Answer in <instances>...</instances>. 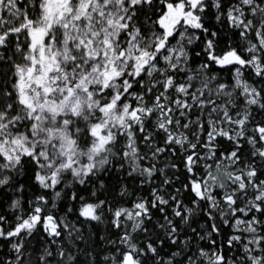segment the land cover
Returning a JSON list of instances; mask_svg holds the SVG:
<instances>
[{"label": "snow or ice", "instance_id": "snow-or-ice-1", "mask_svg": "<svg viewBox=\"0 0 264 264\" xmlns=\"http://www.w3.org/2000/svg\"><path fill=\"white\" fill-rule=\"evenodd\" d=\"M0 264H264V0H0Z\"/></svg>", "mask_w": 264, "mask_h": 264}]
</instances>
